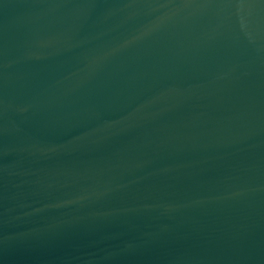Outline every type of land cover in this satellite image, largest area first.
Returning a JSON list of instances; mask_svg holds the SVG:
<instances>
[{
	"label": "water",
	"instance_id": "1",
	"mask_svg": "<svg viewBox=\"0 0 264 264\" xmlns=\"http://www.w3.org/2000/svg\"><path fill=\"white\" fill-rule=\"evenodd\" d=\"M0 264H264V0H0Z\"/></svg>",
	"mask_w": 264,
	"mask_h": 264
}]
</instances>
